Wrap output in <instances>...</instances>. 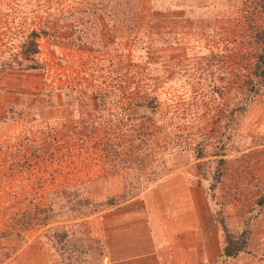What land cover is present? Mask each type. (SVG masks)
<instances>
[{"label": "rangeland", "instance_id": "1", "mask_svg": "<svg viewBox=\"0 0 264 264\" xmlns=\"http://www.w3.org/2000/svg\"><path fill=\"white\" fill-rule=\"evenodd\" d=\"M195 188L264 264V0H0V264H154Z\"/></svg>", "mask_w": 264, "mask_h": 264}, {"label": "crops", "instance_id": "2", "mask_svg": "<svg viewBox=\"0 0 264 264\" xmlns=\"http://www.w3.org/2000/svg\"><path fill=\"white\" fill-rule=\"evenodd\" d=\"M197 188L192 192L186 189L178 195L172 192L174 207L168 209V220L172 219L171 222L165 221L168 227L165 223H156L157 212L151 208V193H147L143 199L147 220L137 223V263L153 258L154 264H213L221 255V231L208 201L203 198L206 197L205 190L201 199L195 197ZM198 190L201 191L202 187ZM198 203L205 204V216ZM163 251H167V255Z\"/></svg>", "mask_w": 264, "mask_h": 264}, {"label": "trees", "instance_id": "3", "mask_svg": "<svg viewBox=\"0 0 264 264\" xmlns=\"http://www.w3.org/2000/svg\"><path fill=\"white\" fill-rule=\"evenodd\" d=\"M222 225H223V230L225 234V243H226L224 246L223 253L226 257L237 256L244 249L246 239L242 238L241 241H239L240 240L239 237L238 239H235L234 235L227 227V225L225 223H222ZM236 240L238 243L236 242Z\"/></svg>", "mask_w": 264, "mask_h": 264}]
</instances>
